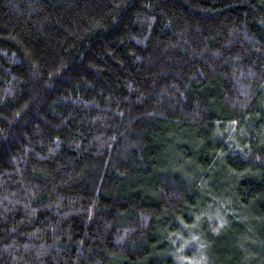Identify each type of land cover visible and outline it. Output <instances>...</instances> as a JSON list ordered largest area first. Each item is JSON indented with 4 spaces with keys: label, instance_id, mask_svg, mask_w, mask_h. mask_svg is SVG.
<instances>
[{
    "label": "trees",
    "instance_id": "trees-1",
    "mask_svg": "<svg viewBox=\"0 0 264 264\" xmlns=\"http://www.w3.org/2000/svg\"><path fill=\"white\" fill-rule=\"evenodd\" d=\"M0 264H264V0H0Z\"/></svg>",
    "mask_w": 264,
    "mask_h": 264
}]
</instances>
